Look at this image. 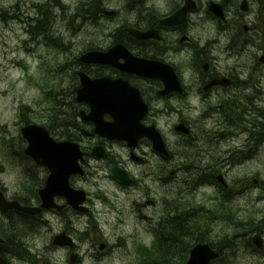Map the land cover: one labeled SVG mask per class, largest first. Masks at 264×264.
<instances>
[{"label": "flooded vegetation", "instance_id": "flooded-vegetation-1", "mask_svg": "<svg viewBox=\"0 0 264 264\" xmlns=\"http://www.w3.org/2000/svg\"><path fill=\"white\" fill-rule=\"evenodd\" d=\"M60 1L70 8L68 3L71 0ZM85 1L73 0L77 5L74 10L82 12L81 4H86ZM108 1L124 6V14L118 17L116 11L108 9L111 12L107 13L104 9L101 13L104 20L86 15L84 32L79 35H84L92 26H99L100 33L89 34L84 42H80L83 47L78 50L76 60H66L62 64L56 60L52 69L73 74V82L68 83L75 95L81 87L79 73L91 80L126 82L139 91L145 106L149 107L143 124L157 126L158 118L163 142L160 153L154 154L159 163V219L158 224L152 222L150 228L157 227L166 243L167 238H172V233L165 230V225L177 214L187 220L186 226H195L196 229L202 224L203 228L215 226L233 198L242 204L246 203L247 196H255L258 202L264 201L261 174L258 179H251L246 173L249 164L260 168L264 143V109L260 104L264 100V0ZM45 14L44 11L42 15ZM131 31L148 37L139 38ZM101 40L104 42L98 43ZM39 45L52 48L47 42ZM117 46L145 63L160 62L170 67L177 81L162 82L121 72L109 65L79 61L88 53H107ZM198 47L206 50L200 51ZM250 47L252 49H248ZM115 63L122 66L125 61L119 58ZM69 91L68 87L60 93L63 118L70 111L66 110V105L69 107V99L74 95L67 96ZM76 106L79 112L76 121L64 119L63 123L58 122L63 126L59 131L51 127L52 123L46 122V127L60 140L75 139L76 135L86 137L82 146L84 159L80 163L84 174L70 179L74 190L86 193L87 201L83 205L86 211L70 214V210H66L67 213L62 214L58 210H49L32 215L15 208L6 212L0 210V264H146V207L155 206L154 202L146 203V189L127 191L123 187L126 184L114 179L112 171L116 168L130 175L131 169L145 170L146 175V166H141L146 162L141 160L139 150L152 147L146 139L132 148L126 142L106 140L96 134L94 124L86 122L90 113L87 102L76 103ZM107 120L112 118L107 116ZM92 137L91 141L89 138ZM200 143L204 145L201 150L208 153L201 161L192 155L195 145ZM98 147L104 149L103 158L94 156ZM212 149L216 151L209 153ZM25 157L21 166L23 172L14 170L15 187L12 189L0 183V194L9 204L41 208L40 192L46 186L50 171ZM235 171L238 176H233ZM1 174L7 175L8 172ZM219 176L223 177V183L218 185ZM90 179L106 182L113 191L114 187L116 190L120 188L125 199L116 198L115 205L109 209L116 222L124 224L117 228L130 225L123 216L124 210L119 209L125 202L134 206L129 210L132 217L144 220L130 225L135 228L130 237L124 235L128 230H120L119 238L115 234V244L103 235L106 232L94 218L97 211L86 190ZM199 196L206 197L207 203L196 204ZM96 197L108 205V200L101 194ZM63 201L60 197L54 199L59 207ZM209 207H215L216 214H205L203 209ZM241 212L246 219L247 208ZM23 219L30 225H22ZM162 222L164 229L160 227ZM262 222L264 217L258 221L250 220L255 233L263 237L261 263L264 262V228L257 230L256 226H264ZM61 235L65 237L66 244L55 245V240ZM173 239L181 241V244L173 252L162 242V254L157 258L163 264H186L189 251L206 238L200 237L194 244L182 241L179 234ZM249 239L252 241L253 236ZM124 243L130 244L131 249L115 251ZM217 252L221 254L219 249ZM12 253L15 255L13 258L3 256ZM217 264L231 263L221 255Z\"/></svg>", "mask_w": 264, "mask_h": 264}, {"label": "bare ground", "instance_id": "bare-ground-1", "mask_svg": "<svg viewBox=\"0 0 264 264\" xmlns=\"http://www.w3.org/2000/svg\"><path fill=\"white\" fill-rule=\"evenodd\" d=\"M23 1L27 0H11V2L4 8H0V19L2 22L6 23L9 27L11 25H15L18 29V32L21 34L28 33L31 36V39L34 40L35 46H37L40 43H48L52 47L54 46H60V49L62 50H71L73 48V44L69 43L73 40H75V36H68L67 30L70 29L74 31L77 34H82L84 32V24L83 19H86L87 16H93L98 17L104 20V17L102 16V12L105 10V12L109 13L114 10L117 13V16L124 14V6L115 3L114 1L109 2L108 0H86V4L82 3L81 8L83 9L82 12L72 10L69 12V9L62 4L60 0H31L29 4H25ZM73 1V0H71ZM109 9V10H108ZM47 10L51 12L52 16L57 17L58 20L54 19L55 17L51 18L48 14L42 15L44 11ZM127 12H129L127 10ZM111 16V14H109ZM101 20V22L103 21ZM100 22V21H99ZM94 32H92V35ZM136 36V32H132ZM39 41V43H35V41ZM205 48H207L205 46ZM205 48L198 47V50H206ZM254 100V99H253ZM70 101V100H69ZM260 104L262 108L264 109V100L260 101ZM66 108H73L67 107ZM68 113L64 116L63 119L66 120H77V110L75 108L68 109ZM27 111H24L23 109L20 110V113H26ZM79 113V112H78ZM51 127L55 131H59L63 128L58 122H54L51 124ZM23 136L20 134V139H18L19 143L21 142ZM86 137L84 135H76L75 140L72 142L74 145L72 146L71 150L73 151V155L80 153V156L84 158V153L82 152V146L84 145L83 139ZM91 141L94 139V137L89 138ZM87 140V139H86ZM83 141V142H82ZM2 146L1 148L6 150L14 147V145L6 141L5 139L1 140ZM28 144V141L26 142ZM25 144V145H26ZM24 145V146H25ZM19 148V151L14 153V156H12L16 161H12L8 163H5L3 169L0 168L1 172H7L8 170L13 171L17 169V172H23L21 166L23 163H25L26 157L23 154V147ZM264 150V143L262 144ZM204 147L203 143H200L198 145H195V150L192 153L193 156L197 158V160H203L204 157H206L205 152L201 150ZM140 157L141 160L146 162V165L141 163V166H147L152 160L155 159V149L154 148H140ZM216 149H212L211 152H215ZM15 152V150L13 151ZM136 161H138V158L136 156H132ZM184 159V158H183ZM8 164V165H7ZM144 168V167H143ZM159 171V170H158ZM130 175L128 172L120 171L117 173L119 182L126 184L123 185V187L129 191H142L146 189V175L144 174V171H138L136 169L130 170ZM155 174H153L154 176ZM133 179V181H132ZM116 187H114V192L118 194V196H115L117 199L121 200L122 193L120 188H117L119 191H115ZM159 192V191H158ZM160 193V192H159ZM64 204L60 207L53 202L54 207L50 209H45L43 206L41 208H24L20 204L16 203L15 206L17 209L23 213L31 214L30 211H49V210H58L60 213H67L66 210H70V214H73L74 211L77 212H83L85 209H82V207L72 205L70 201L66 198H63ZM152 202H155V200H151ZM159 201V198H158ZM116 202V201H115ZM114 202V203H115ZM103 204V206L109 207L111 209V206H114L115 204ZM240 200L233 198V200L229 201L228 207L221 213V217L216 220L215 226L207 225L203 228H201L202 224L199 225L196 229L195 226L188 227L187 220L184 218L181 219L180 214H177L176 218H172L169 220V222L165 225V230L167 232L172 233V238L166 240L161 239L156 240L155 237H152V239L149 241V244L154 249L156 255L162 254V242H164L166 245L169 246L170 251H175L181 244V241H175L173 237L177 236L178 234L181 235L182 241L188 242L191 244H194L195 241H199L200 237H205L206 239L200 243L201 245L198 247H207L212 253L216 252L218 249L221 251V255L223 258H227L228 262L231 264H243L242 259L245 255L252 253L253 256H259L261 255V250L259 249V246L257 244V239L254 241H250L249 236L255 234V231L253 229V226L250 224V220L244 219V217L239 216V214H243L241 211H236L235 209L232 211V208H236L240 206ZM177 208V207H176ZM202 211V209H200ZM247 212H253V211H264V201L258 202L254 201L251 203L249 208L247 209ZM204 213L207 215H214L216 214L217 210L215 207H209L208 209H203ZM202 211V212H203ZM22 225H30L28 220L23 219L21 221ZM158 224V222H157ZM164 223L162 222L160 227L161 229H164ZM123 228V227H122ZM201 228V229H200ZM263 225L256 226L257 230L263 229ZM128 230L124 235L128 238L131 236V232L135 230L132 226L128 225L126 228H123ZM120 228H114L110 229L108 233H104L103 235L108 238L112 243L116 244V238L115 234L118 236L121 234ZM160 237L162 235H159ZM59 237V236H58ZM164 237V236H163ZM125 238V239H127ZM181 240V239H179ZM127 244V243H126ZM121 244L122 246L118 247L115 251H122L125 249H131V245ZM195 248V249H196ZM194 249V250H195ZM231 252V253H230ZM15 253V252H14ZM14 253L12 255L6 254L3 255L5 257H9V259L12 257H15ZM238 254V257L236 256ZM19 256H23L19 255ZM263 257V255H261ZM192 257V256H191ZM261 257V258H262ZM191 260V259H190ZM189 260V262H190ZM188 262V263H189ZM261 263V262H260ZM209 264H217L215 262H210ZM264 264V262L262 263Z\"/></svg>", "mask_w": 264, "mask_h": 264}, {"label": "rangeland", "instance_id": "rangeland-1", "mask_svg": "<svg viewBox=\"0 0 264 264\" xmlns=\"http://www.w3.org/2000/svg\"><path fill=\"white\" fill-rule=\"evenodd\" d=\"M11 0H0V8L6 7ZM31 2V0H27ZM70 4L73 1H69ZM76 6V4H75ZM68 36H75V40L69 42L73 44L71 50L66 51V53H58V51L44 45H37L34 48H30L27 45H24V42L28 37L24 34L18 32V29L15 25L10 27L1 21L0 19V168L3 169L5 163L16 161L12 156L14 153L19 151V148L23 146V142L19 143L20 131L24 124L28 122L42 124L47 126V123H52L45 116L47 115L48 103L43 98V89L44 86H52L53 84L57 85L58 82L64 81L69 82L71 80L68 73L61 75V81H57L54 78H50V84H45V79L49 70H53V66L56 65V60L59 64L69 60L74 61L79 49H82L83 45L80 42L86 39L89 34H99L100 27L92 26L89 27L87 32L84 35H79L73 33L69 28L66 29ZM88 42L92 43L93 41L87 39ZM104 42V40L98 41V43ZM80 44V46H79ZM79 46V48H78ZM29 49H32L31 51ZM248 49H252L251 47ZM28 54V55H27ZM19 64V65H18ZM25 65V69H22V66ZM24 106L29 107V111L26 113H20V110H26ZM57 121V120H56ZM59 121V120H58ZM47 122V123H46ZM5 139L10 144L12 143L14 147L10 149H2L1 140ZM223 149V148H222ZM15 150V152H13ZM7 164V165H8ZM6 166V165H5ZM159 170V163L157 159L152 160L146 166V200H160V193L158 192L159 184L155 180L153 174H156ZM8 174L4 175L0 173V183L6 185L7 187L14 188L16 179L15 172L13 170H8ZM247 175L251 179H258L259 174H261L260 179L264 181V150H262V160L260 168H257L254 165L249 164L246 169ZM236 174V171L233 173ZM152 177V179H151ZM89 185L86 190L90 193L91 198L94 201V207L97 211L108 213V216H104L102 228L108 233L110 225H117L114 214L109 211V207L106 205L103 206V202L96 197V195L101 194L102 197H107L110 204L116 201V194L112 188L106 183L101 181L89 180ZM111 188V189H110ZM211 192H209L210 194ZM214 194V192L212 191ZM248 199L245 204L240 203V206L236 211H241L243 208L249 206L250 200L255 199V196H247ZM124 200V196L121 197ZM203 196L196 198V204L207 203ZM127 203H124L126 205ZM130 206V204H129ZM128 207V206H126ZM129 208V207H128ZM236 208H232L233 211ZM156 209V207H155ZM159 211L150 209L146 211V216L154 219L155 222L158 221ZM239 216L244 217L243 214ZM109 222V223H107ZM151 225V221L146 222V228ZM122 230H126L120 228ZM151 240L150 235L146 233V244ZM231 253V252H230ZM238 257V254H236ZM262 256H253L252 253L247 254L242 259L243 264H262L259 262Z\"/></svg>", "mask_w": 264, "mask_h": 264}, {"label": "water", "instance_id": "water-1", "mask_svg": "<svg viewBox=\"0 0 264 264\" xmlns=\"http://www.w3.org/2000/svg\"><path fill=\"white\" fill-rule=\"evenodd\" d=\"M99 55H94L96 62H109L105 61L106 59H101ZM111 55L108 54L105 57L112 59ZM82 61H86V59H82ZM88 62L91 63L90 61ZM140 75H144L143 70L140 72ZM164 76H167V74L161 72L158 78ZM83 77V90L79 92L78 101L81 102L85 90L92 91L89 101L92 109L91 119L87 120L97 126V132L102 133L103 136L111 140H124L131 146L135 145L140 138L148 137L153 141L155 149L160 150L159 136L152 135L146 128L140 125V121L146 114V108L138 96V99H136V92L131 91L121 82H111L105 79L90 82L84 80ZM109 109L113 113L120 114V119H117L116 116L114 125H106L102 120L103 114L109 111ZM22 135L28 141L26 154L34 160H43V164L54 167L58 164L48 156L52 152L56 153L58 152L57 150L61 149V163L66 164L65 167H60L57 170V174L51 176L46 189L41 192L43 208L50 209L54 207V197L62 196L68 199L72 205L78 206L79 209V205L84 201V193L74 192L68 185L70 176L81 173L76 167V161L81 157L79 152L75 155L72 154V144L56 145L50 138L49 133L40 127L28 126L22 130ZM13 206L9 205V207ZM1 207L2 203L0 202ZM30 212L36 214L39 211ZM216 257L207 247H198L192 252V257L188 264H209Z\"/></svg>", "mask_w": 264, "mask_h": 264}]
</instances>
